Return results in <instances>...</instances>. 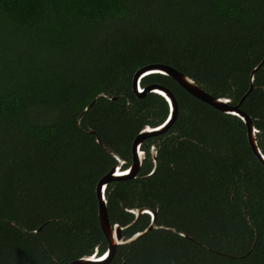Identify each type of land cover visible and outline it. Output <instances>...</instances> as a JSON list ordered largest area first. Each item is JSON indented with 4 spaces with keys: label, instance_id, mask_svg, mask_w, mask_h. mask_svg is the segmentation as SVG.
<instances>
[{
    "label": "trees",
    "instance_id": "16d2710c",
    "mask_svg": "<svg viewBox=\"0 0 264 264\" xmlns=\"http://www.w3.org/2000/svg\"><path fill=\"white\" fill-rule=\"evenodd\" d=\"M263 62L264 0H0V264L108 250L96 187L118 162L106 149L126 170L135 138L169 116L164 98L133 94L139 70L171 67L236 106ZM142 85L169 89L179 117L144 144L138 178L109 187L108 213L125 239L151 223L132 225L134 209L161 229L112 264H264V166L245 124L165 76ZM242 110L264 155V66Z\"/></svg>",
    "mask_w": 264,
    "mask_h": 264
},
{
    "label": "water",
    "instance_id": "95a60500",
    "mask_svg": "<svg viewBox=\"0 0 264 264\" xmlns=\"http://www.w3.org/2000/svg\"><path fill=\"white\" fill-rule=\"evenodd\" d=\"M263 66L264 62L256 70H254L251 76L250 90L243 98V100L236 106H233L230 99L216 98L207 94L192 79L168 66L158 64L150 65L139 70L135 74L132 82V91L135 97L138 100H145L150 94H155L164 98L169 106V116L166 121L160 126L155 128L146 127L136 137L132 144L131 150L132 164L126 170L123 169L125 163L120 159V157L115 155L114 152L106 149V151L118 162V165L113 168L107 175H105L98 182L96 187L98 219L104 238L108 245V250L102 256H99V251L96 250L94 255L83 257L70 264H112L117 256L119 248L128 245H134L140 240L147 237V235H149L151 232L161 229L156 225L158 218L157 212H153L149 209H136L128 211L131 212L133 216H135V222H137L142 216L148 215L151 217L152 223L144 232H140L129 239H125L123 236V232L128 228H122L119 225L113 226L110 223L108 214L107 192L109 187L115 183L128 182L137 179L146 161V153L145 151H143L144 144L149 140L167 134L173 128L179 117V104L174 94L169 89L159 85H149L144 87L142 85L143 80L152 75H162L170 78L174 80L178 85H180L193 98L225 115L240 119L246 126L248 142L253 155L258 160V162L264 166V155L262 154L257 144L255 126L251 118L242 110L243 105L254 90L256 75L258 71L263 68ZM113 99L114 101H117V99ZM93 105L94 103L90 107H88L80 117L79 126H81L83 117L90 110V108L93 107ZM92 135H94V133H92ZM97 142L100 144L101 141L99 138H97ZM151 156L154 163V170L149 177H152V175H154L157 170L158 150L155 146H152ZM42 229L43 228H41V230H39L38 232H41ZM173 232L176 233V231ZM181 236L188 239V237H185V235L183 234H181Z\"/></svg>",
    "mask_w": 264,
    "mask_h": 264
},
{
    "label": "rangeland",
    "instance_id": "374dc122",
    "mask_svg": "<svg viewBox=\"0 0 264 264\" xmlns=\"http://www.w3.org/2000/svg\"><path fill=\"white\" fill-rule=\"evenodd\" d=\"M143 130H144V129H143ZM143 130H142V131H143ZM142 131H141V132H142ZM141 132H140V133H141ZM92 133H93V132H91V134H92ZM94 135H95V134H94ZM135 139H136V138H135ZM131 150H132V149H131ZM115 155H117V154H115ZM117 156H118V155H117ZM131 157H132V155H131ZM134 210H136V209H134ZM137 210H141V209H137ZM149 210H150V209H149ZM151 211H152V210H151ZM153 212H154V211H153ZM129 213H131V212H129ZM108 214H109V213H108ZM144 216H148V215H144ZM134 217H135V216H134ZM142 217H143V216H142ZM142 217H141V218H142ZM149 217H150V216H149ZM150 218H151V217H150ZM157 220H158V218H157ZM138 221H139V220H138ZM138 221H137V222H138ZM137 222H135V220H134V223H133L132 225H134V224L137 223ZM151 223H152V219H151ZM151 223H150V225H151ZM115 225H118V224H114L113 226H115ZM150 225H149V226H150ZM156 225H157V222H156ZM149 226H148V228H149ZM148 228H147V229H148ZM147 229H146V230H147ZM144 231H145V230H144ZM144 231H142V232H144Z\"/></svg>",
    "mask_w": 264,
    "mask_h": 264
},
{
    "label": "flooded vegetation",
    "instance_id": "af4514ba",
    "mask_svg": "<svg viewBox=\"0 0 264 264\" xmlns=\"http://www.w3.org/2000/svg\"><path fill=\"white\" fill-rule=\"evenodd\" d=\"M143 151H145V150H143ZM145 153H146V159H147V152L145 151ZM145 162H146V161H145ZM119 226H120V225H119ZM122 228H123V227H122ZM125 230H126V229H125ZM125 230H124V231H125ZM123 233H124V232H123Z\"/></svg>",
    "mask_w": 264,
    "mask_h": 264
}]
</instances>
